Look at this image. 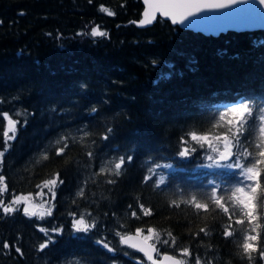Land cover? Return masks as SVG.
Masks as SVG:
<instances>
[{
    "label": "trees",
    "instance_id": "1",
    "mask_svg": "<svg viewBox=\"0 0 264 264\" xmlns=\"http://www.w3.org/2000/svg\"><path fill=\"white\" fill-rule=\"evenodd\" d=\"M142 8L0 0V264H152L121 243L130 232L183 264H264V30L140 28ZM241 99L243 126L225 111ZM225 148L241 168L202 166ZM51 179L43 212L14 203Z\"/></svg>",
    "mask_w": 264,
    "mask_h": 264
},
{
    "label": "snow or ice",
    "instance_id": "2",
    "mask_svg": "<svg viewBox=\"0 0 264 264\" xmlns=\"http://www.w3.org/2000/svg\"><path fill=\"white\" fill-rule=\"evenodd\" d=\"M146 4L150 5V9L146 10L144 12V17L145 19L141 20L140 23L143 24H150L152 23L153 20H155V12L156 11H160L161 14L164 17H170L171 18V22L173 24L176 23H180V24H184L185 21H188V25L186 26H190L192 23H194V21L189 20V17L194 15L195 12H199L202 11L205 8L211 9V8H223L226 7V4L223 3H210L207 2V0H156V2L154 3V0H145ZM111 15V13H109ZM93 35H97V32L95 29H93L92 32ZM102 35V33H101ZM262 43H264V41H262ZM169 68L172 67V65H167ZM170 74H165L162 73L161 74V79H167L169 78ZM226 112H231L233 114H236L239 116L240 121H242L241 126H243V124H247L248 123V118L246 117V113L249 114V116L251 115L252 112V108L250 107V105L248 103H246L243 99L237 101L236 103L232 104V105H228L225 109ZM223 118V117H221ZM261 119H264V117H262ZM8 124L11 126L9 128L8 131H12L15 125V122L13 120H8ZM239 130V129H238ZM264 130V129H262ZM8 131H6L4 133L5 137L8 136ZM14 138V137H13ZM107 138V137H105ZM194 140L197 139V137L195 135H193L192 137ZM204 139H207L206 137ZM187 153V149H185L184 151L180 152V156L184 157L186 156ZM261 156H264V151H262L260 153ZM4 156V152L0 151V157ZM209 159H212V157H208ZM128 161L131 162L132 157L129 156ZM230 157H226L223 153H221L220 155V160L224 161L223 164L217 163V167L218 168H222L225 171H231V172H235L237 169L241 168L240 162L237 161H230ZM124 163V158L121 157L120 158V162L115 164V168L117 170H119L122 166V164ZM168 167H171V165H168ZM246 171L248 173H251V175L249 177H247V179H255L259 174L254 172L253 169L251 167L247 168ZM4 180V177L2 175H0V182H2ZM48 184H52L55 185L56 184V180H50L47 182ZM60 183H63V181H60ZM109 183H113V181H109ZM244 186H246V180L242 179L241 180V185L238 186V190L243 191ZM55 192H52V199H55ZM18 200L20 198H17ZM15 202V201H14ZM196 207H201V205L197 204ZM245 207H247V205H245ZM3 211L5 213H9L14 211V209L12 208H8L5 207L3 208ZM24 213L27 215V209H23ZM48 215H51V210L48 211L47 213ZM247 215L249 216L250 220L253 217V213L252 211H249L247 213ZM239 222V221H238ZM95 226V222H93V224L91 225V227ZM72 228L74 229L75 232L79 233V232H88L90 225L88 223L85 222V220L83 218L80 219H74L72 222ZM41 231H45L44 229H41ZM53 231H59L57 229H53ZM149 231H151V229H149ZM117 236L120 235V233L116 234ZM137 235H139V232L137 233ZM133 237H121V243H128L129 241L133 240ZM145 239H150V237H145ZM249 239H255V237H249ZM97 243H101L100 241H97ZM165 243H167V241H165ZM46 244H42L40 247L41 249H43L44 247H46ZM130 247H137V245L135 243H131L129 244ZM4 248H8L9 245L7 243L3 244ZM103 247L105 249H107L109 252L113 251V248L109 247V244L104 242L103 243ZM149 247H153V246H149ZM250 245L249 244H245L244 245V249L245 251H248L250 249ZM142 252H145V255L147 256L148 260L152 261V264H157L156 260H153V257L148 254V252L145 251V249L143 247H140L139 249ZM153 250L154 247H153ZM16 251H20V249H16ZM166 259H171V257H166ZM197 264H199V261H197Z\"/></svg>",
    "mask_w": 264,
    "mask_h": 264
},
{
    "label": "water",
    "instance_id": "3",
    "mask_svg": "<svg viewBox=\"0 0 264 264\" xmlns=\"http://www.w3.org/2000/svg\"><path fill=\"white\" fill-rule=\"evenodd\" d=\"M156 0H154V3ZM210 3H223L226 7L223 8H205L202 11L195 12L194 15L189 17V20L194 21L190 26L188 21L184 24L171 22L170 17H164L160 11L155 12V20L150 24H141L140 21L145 19L144 12L150 9V5L145 3V0H141L143 8L138 20L135 21V25L140 28H145L153 25L157 18L160 17L164 20L170 21L172 25H177L182 29L192 30L194 32H200L204 35L218 36L221 33L228 31L244 32V31H256L264 30V0H207ZM138 232H130L122 237H133L134 239L128 243H122L129 246L131 243H135L137 247H131L146 258L145 252L140 251V247H143L148 254L153 257V260L157 261V264H183L178 256L163 253L159 257L156 256L157 247L148 239L146 240L143 235ZM153 246L155 250H153ZM130 247V246H129ZM171 257V259H166ZM148 260V259H147ZM152 263L151 260H148Z\"/></svg>",
    "mask_w": 264,
    "mask_h": 264
},
{
    "label": "rangeland",
    "instance_id": "4",
    "mask_svg": "<svg viewBox=\"0 0 264 264\" xmlns=\"http://www.w3.org/2000/svg\"><path fill=\"white\" fill-rule=\"evenodd\" d=\"M93 29L96 30L97 34L101 33V30L98 28L97 25H94L92 23H88L84 26L82 35H89L92 34ZM93 35V34H92ZM210 146L213 148V144H210ZM214 149V148H213ZM215 150V149H214ZM221 153H223L226 157H230L231 153H230V149L225 148L223 149L221 152H219L217 154V156L215 157V159L211 160L209 159L204 165H202L203 167L206 168H211L216 166L217 167V163L223 164L224 161L220 160V155ZM231 158V157H230ZM232 159V158H231ZM230 159V160H231ZM232 162V161H229ZM51 180H55V179H51ZM50 181V180H49ZM48 182V181H47ZM47 182L44 183L43 186H41L36 194H27V195H19L17 196V198H20L19 200L16 198L14 201V203L18 204L22 202V205L24 206V208H26L28 211L30 212H36V213H41L44 211L45 206L47 205V201L48 199L51 197L52 194V188L54 185L52 184H48ZM141 234V233H140ZM144 237H149V234H143Z\"/></svg>",
    "mask_w": 264,
    "mask_h": 264
}]
</instances>
